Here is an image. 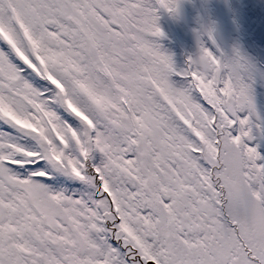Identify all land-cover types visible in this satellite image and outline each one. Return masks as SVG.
<instances>
[{
	"label": "snow or ice",
	"instance_id": "snow-or-ice-1",
	"mask_svg": "<svg viewBox=\"0 0 264 264\" xmlns=\"http://www.w3.org/2000/svg\"><path fill=\"white\" fill-rule=\"evenodd\" d=\"M161 9L0 0V264H264L254 66L177 72Z\"/></svg>",
	"mask_w": 264,
	"mask_h": 264
},
{
	"label": "rangeland",
	"instance_id": "rangeland-1",
	"mask_svg": "<svg viewBox=\"0 0 264 264\" xmlns=\"http://www.w3.org/2000/svg\"><path fill=\"white\" fill-rule=\"evenodd\" d=\"M189 1L179 0V10L176 13L180 23L188 30L189 43L187 47L190 49V53L186 52L184 58L182 56L184 52L179 47V45H183L180 41H177L173 27L169 23L175 15H170V13L164 15L159 11L158 24L162 30L164 25L167 26V32L165 33L163 30V35H167V37L163 40H156V42L162 52L172 57L177 72L182 71L179 69L182 66L180 65V59H183L184 65L185 60L188 61L189 57L195 59L199 56L201 44L209 48V43H211L214 52L219 55L220 51L216 44L228 47L231 42L234 50L237 51L240 46L243 53L245 49H250L255 54V56L249 57L254 66L251 80L256 87L264 88V19L260 18L262 13L258 5H255L254 1L256 0H242L244 5L236 0ZM250 1L254 3L251 6L248 5ZM203 16L206 18L205 20H203ZM244 16H250L253 21L247 25L243 19ZM206 22H208V25ZM209 31H211V35H209ZM236 34H238V37H236L238 40L235 41L233 37ZM161 37H155L154 39H161ZM176 53L178 54L176 55ZM172 79L178 80L180 77L174 74ZM255 99L259 111L264 114V98Z\"/></svg>",
	"mask_w": 264,
	"mask_h": 264
},
{
	"label": "trees",
	"instance_id": "trees-1",
	"mask_svg": "<svg viewBox=\"0 0 264 264\" xmlns=\"http://www.w3.org/2000/svg\"><path fill=\"white\" fill-rule=\"evenodd\" d=\"M182 1V0H181ZM189 1V0H188ZM193 0H190L189 2H192ZM236 1H238L240 4H242V5H244L243 4V1L242 0H236ZM255 2V5H258V7L260 8V11H261V13H262V16L260 17V18H262V19H264V1H261V2H259L258 0H256V1H254ZM254 3H253V1H250V2H248V5H253ZM161 12H162V14H167V13H169L167 10H164V9H161L160 10ZM170 15H172V13H170ZM175 17V18H174ZM174 17H172L171 19H170V21H169V23L171 24V26L173 27V32L176 34V38H177V41H180L181 42V44L183 45V46H181V45H179V47H181L182 48V50H183V58H184V54H186V52H188V53H190V49L187 47V44L189 43V38L187 37V33H188V30L185 28V26H183L181 23H180V21H179V18L178 17H176V14H175V16ZM259 18V20H261ZM206 18L203 16V20H205ZM244 21H245V23L248 25V24H250L251 23V21H253V19L249 16V17H246V16H244ZM176 22H177V24H176ZM175 24H176V27H175ZM206 24L208 25V22H206ZM179 28V29H178ZM249 29H251V28H249ZM164 31H165V33L167 32V26H165L164 25V29H163ZM167 37V35L166 36H164V35H162V37H161V39L160 38H157V39H155V40H163V38H166ZM236 37H238V34H236L234 37H233V40H238ZM176 41V42H177ZM216 44V43H215ZM216 47L219 49V51H220V54L221 53H223V54H225V55H227V56H234L235 54H236V50H234V48L232 47V44H231V42H230V45L227 47V46H224V45H217L216 44ZM209 48L210 49H212L213 51H214V49H213V46H212V44L211 43H209ZM240 53H241V55H243V56H245V57H247L248 58V60H249V57L250 56H255V54H253V52L250 50V49H245L244 50V53L242 52V49L240 48V46H239V49H237ZM179 53V52H178ZM178 53H176V55L178 54ZM180 59V58H179ZM181 61H180V65H182V66H180L179 67V69H181V70H183V69H185V68H187L188 67V65H189V63H190V61L188 60H185V64L183 65V59H180ZM253 82V81H252ZM253 88H254V93H255V98H264V88H258V87H256L254 84H253Z\"/></svg>",
	"mask_w": 264,
	"mask_h": 264
}]
</instances>
